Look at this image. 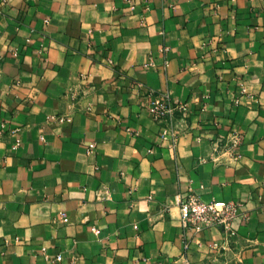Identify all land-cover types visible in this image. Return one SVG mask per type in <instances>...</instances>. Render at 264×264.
Masks as SVG:
<instances>
[{
	"label": "crops",
	"instance_id": "obj_1",
	"mask_svg": "<svg viewBox=\"0 0 264 264\" xmlns=\"http://www.w3.org/2000/svg\"><path fill=\"white\" fill-rule=\"evenodd\" d=\"M0 60V264H264V0H0Z\"/></svg>",
	"mask_w": 264,
	"mask_h": 264
},
{
	"label": "built area",
	"instance_id": "obj_2",
	"mask_svg": "<svg viewBox=\"0 0 264 264\" xmlns=\"http://www.w3.org/2000/svg\"><path fill=\"white\" fill-rule=\"evenodd\" d=\"M1 63V60H0ZM184 102L173 100L169 92H163L151 100L149 110L158 119L168 117L171 125L176 122L177 116L185 109ZM172 126V127H173ZM170 127L164 131L165 137L171 134L172 145L175 148L177 139L175 130ZM171 131V133H170ZM242 135L233 132L226 141L216 140V147L221 143L225 146H236L241 142ZM94 146V144H91ZM179 208L181 213V224L184 227L200 230L209 226L222 227L231 238L236 234L235 226L249 217L244 202L235 200H211L204 201L195 193L191 192L187 196L179 197ZM59 216L63 222H67L69 217L65 212H60ZM217 246V244H215Z\"/></svg>",
	"mask_w": 264,
	"mask_h": 264
}]
</instances>
